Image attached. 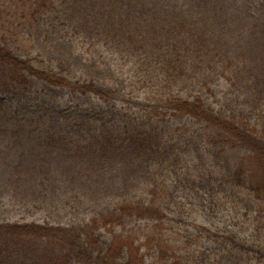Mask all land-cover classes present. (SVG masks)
I'll list each match as a JSON object with an SVG mask.
<instances>
[{
	"label": "trees",
	"instance_id": "obj_1",
	"mask_svg": "<svg viewBox=\"0 0 264 264\" xmlns=\"http://www.w3.org/2000/svg\"><path fill=\"white\" fill-rule=\"evenodd\" d=\"M20 1L11 36L38 24L70 39L97 65L126 75L137 101L17 54L8 35L0 40L4 80L36 77L69 89L77 117L51 134L78 128L90 134L95 164L126 157L141 174L87 226L0 222V264L84 256L94 264H264V0ZM225 145L244 151L235 170ZM181 170L189 194L167 177ZM101 222L119 230L95 253Z\"/></svg>",
	"mask_w": 264,
	"mask_h": 264
},
{
	"label": "rangeland",
	"instance_id": "obj_2",
	"mask_svg": "<svg viewBox=\"0 0 264 264\" xmlns=\"http://www.w3.org/2000/svg\"><path fill=\"white\" fill-rule=\"evenodd\" d=\"M176 5L186 8L182 2ZM24 8L20 0H0V40L3 35L10 36L14 52L29 54L71 78H94L102 90L114 97L137 101L138 93L126 75L97 65L70 39L47 34L38 24L21 25L18 37L11 36L13 26L21 23ZM75 102L67 88L36 77H30L25 84L7 83L0 70V222L87 226L93 215L103 212L113 203L114 195L123 193L131 179L141 174L126 157L111 161L114 164L110 160L95 164L90 150L95 145L89 147L90 134L78 132V128L51 134L52 126L61 130L65 119L77 117L75 110H68ZM57 135L60 137L56 139ZM223 148L227 166L235 170L243 149L228 145ZM183 172L167 174L170 180H177L180 195L190 192ZM99 226L95 253L106 251L119 230L102 226V222ZM141 244L146 262L153 261L155 255L143 241ZM23 252L29 254V250ZM71 264H94V260L84 256Z\"/></svg>",
	"mask_w": 264,
	"mask_h": 264
}]
</instances>
